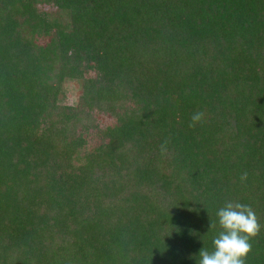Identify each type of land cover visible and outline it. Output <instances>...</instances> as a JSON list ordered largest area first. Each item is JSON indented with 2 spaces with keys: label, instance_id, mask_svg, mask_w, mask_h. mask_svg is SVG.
Returning a JSON list of instances; mask_svg holds the SVG:
<instances>
[{
  "label": "trees",
  "instance_id": "16d2710c",
  "mask_svg": "<svg viewBox=\"0 0 264 264\" xmlns=\"http://www.w3.org/2000/svg\"><path fill=\"white\" fill-rule=\"evenodd\" d=\"M227 201L264 264V0H0V264H197Z\"/></svg>",
  "mask_w": 264,
  "mask_h": 264
},
{
  "label": "clouds",
  "instance_id": "9594fccd",
  "mask_svg": "<svg viewBox=\"0 0 264 264\" xmlns=\"http://www.w3.org/2000/svg\"><path fill=\"white\" fill-rule=\"evenodd\" d=\"M203 112H195L191 116L189 127H195L204 121ZM244 172L240 179H247ZM221 231L213 238V250H199L197 264H245L248 253L252 250L251 238L257 236L261 225L250 205L227 201L217 213ZM216 224L211 222L210 228Z\"/></svg>",
  "mask_w": 264,
  "mask_h": 264
},
{
  "label": "rangeland",
  "instance_id": "374dc122",
  "mask_svg": "<svg viewBox=\"0 0 264 264\" xmlns=\"http://www.w3.org/2000/svg\"><path fill=\"white\" fill-rule=\"evenodd\" d=\"M67 85H68V89L70 91V94H72V96L76 98L77 97V93H78L77 85L74 82L73 83L69 82ZM99 118H102V116H100Z\"/></svg>",
  "mask_w": 264,
  "mask_h": 264
}]
</instances>
